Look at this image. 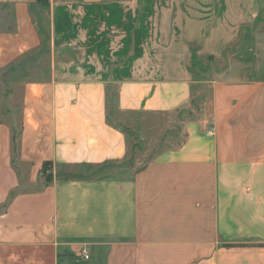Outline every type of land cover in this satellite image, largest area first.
<instances>
[{
  "label": "crops",
  "instance_id": "0c3cea01",
  "mask_svg": "<svg viewBox=\"0 0 264 264\" xmlns=\"http://www.w3.org/2000/svg\"><path fill=\"white\" fill-rule=\"evenodd\" d=\"M39 1L0 0V71L40 47ZM56 68L23 84L19 131L0 122V264H264V81L212 80L210 114L137 167L106 81ZM180 72L120 81L117 108H190L194 80Z\"/></svg>",
  "mask_w": 264,
  "mask_h": 264
},
{
  "label": "rangeland",
  "instance_id": "374dc122",
  "mask_svg": "<svg viewBox=\"0 0 264 264\" xmlns=\"http://www.w3.org/2000/svg\"><path fill=\"white\" fill-rule=\"evenodd\" d=\"M43 7L33 14L38 50L0 71V122L15 131L23 84L49 78L56 64L60 77L106 81L109 121L126 132L130 162L141 167L182 143L184 120L210 114L212 80L264 81V0H56ZM3 15L0 9V30L8 28ZM185 67L194 80L190 108L168 114L117 108L120 81L181 78Z\"/></svg>",
  "mask_w": 264,
  "mask_h": 264
},
{
  "label": "trees",
  "instance_id": "16d2710c",
  "mask_svg": "<svg viewBox=\"0 0 264 264\" xmlns=\"http://www.w3.org/2000/svg\"><path fill=\"white\" fill-rule=\"evenodd\" d=\"M39 2L48 5L49 0H40ZM17 136V133H16ZM53 162L52 161H45L41 170L42 175L45 176L46 182L49 183L53 180Z\"/></svg>",
  "mask_w": 264,
  "mask_h": 264
},
{
  "label": "built area",
  "instance_id": "2783aa9c",
  "mask_svg": "<svg viewBox=\"0 0 264 264\" xmlns=\"http://www.w3.org/2000/svg\"><path fill=\"white\" fill-rule=\"evenodd\" d=\"M85 257L89 258V252L88 251H85Z\"/></svg>",
  "mask_w": 264,
  "mask_h": 264
}]
</instances>
